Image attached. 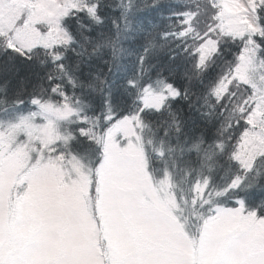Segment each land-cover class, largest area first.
Segmentation results:
<instances>
[{
	"label": "rangeland",
	"instance_id": "obj_1",
	"mask_svg": "<svg viewBox=\"0 0 264 264\" xmlns=\"http://www.w3.org/2000/svg\"><path fill=\"white\" fill-rule=\"evenodd\" d=\"M76 1L0 0V32L21 48L67 43L61 19ZM259 2L218 0L223 29L253 34ZM247 39L235 77L252 88L253 109L237 151L251 163L264 142V61ZM205 44L203 53L214 41ZM174 95L168 86H148L143 105L158 107ZM77 113L76 106L44 104L1 114L0 264H264V218L245 211L241 198L228 205L221 199L227 189L211 195L206 180L186 185V175L174 182L165 163L153 174L136 116L90 133L103 151L96 168L50 154L69 138L59 124ZM231 183L241 189V180Z\"/></svg>",
	"mask_w": 264,
	"mask_h": 264
},
{
	"label": "trees",
	"instance_id": "obj_2",
	"mask_svg": "<svg viewBox=\"0 0 264 264\" xmlns=\"http://www.w3.org/2000/svg\"><path fill=\"white\" fill-rule=\"evenodd\" d=\"M221 11L218 0H77L61 19L67 43L21 48L0 32V116L44 104L78 107L58 127L69 138L50 154L94 168L103 151L90 133L136 116L153 174L165 163L174 182L206 180L211 195L227 189L221 199L228 205L241 198L245 211L264 218V142L251 163L239 156L253 103L252 88L235 77L247 37L264 61V0L254 7L257 30L249 36L225 31ZM209 39L213 48L203 53ZM155 84L175 95L146 107L143 91ZM235 179L241 189L231 187ZM91 186L95 199V172Z\"/></svg>",
	"mask_w": 264,
	"mask_h": 264
}]
</instances>
